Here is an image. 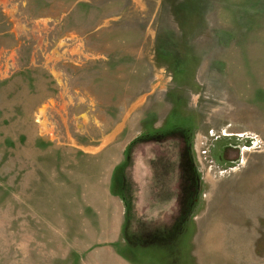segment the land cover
I'll list each match as a JSON object with an SVG mask.
<instances>
[{
  "label": "rangeland",
  "instance_id": "374dc122",
  "mask_svg": "<svg viewBox=\"0 0 264 264\" xmlns=\"http://www.w3.org/2000/svg\"><path fill=\"white\" fill-rule=\"evenodd\" d=\"M0 264H264V0H0Z\"/></svg>",
  "mask_w": 264,
  "mask_h": 264
}]
</instances>
